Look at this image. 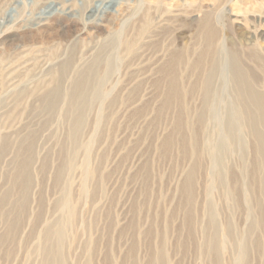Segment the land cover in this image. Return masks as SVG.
Returning <instances> with one entry per match:
<instances>
[{
	"label": "rangeland",
	"instance_id": "1",
	"mask_svg": "<svg viewBox=\"0 0 264 264\" xmlns=\"http://www.w3.org/2000/svg\"><path fill=\"white\" fill-rule=\"evenodd\" d=\"M163 1L171 6L169 11L158 9L151 12L148 26L164 23L163 31L170 36L171 45L168 49L147 48L141 58L133 59L134 64L129 65L125 62L127 54L116 49L114 55L109 56V64L95 65L101 79H97L90 91L94 99L86 110L87 118L82 123L85 125L80 127L81 133H78L77 146L74 147L69 136L72 120L66 103L59 98L54 109L46 112L41 108V98L52 89L57 76L61 82L60 93L69 90L77 76L90 66L82 62L90 61L103 45L124 39L121 37L126 35L131 23L139 22L143 16L145 0H0V264H46L51 258L48 253L52 246L58 247L65 264H240L242 244L246 245V252L241 264H264V190L260 183L264 171L255 164V141L248 122L245 123L248 119L241 114L239 117L243 116L244 124L239 117L232 118L233 124L231 122L227 127L220 125L217 119L220 113L227 114L228 105H233L237 99L239 102L237 100L235 106L242 108L241 96L237 95L239 90H235L239 89V84L234 87L236 78L228 71L229 55L227 59L225 55L230 51L241 52L242 62L247 65L245 68L256 79L259 77L254 82L255 90L264 94V62L261 63L264 61V0ZM232 3L238 6H232ZM233 7L241 11L246 9L242 18L231 16ZM250 7L254 9L252 12ZM204 13L210 16L209 23L215 33H219L214 39V49H220L214 56L219 62L214 85L218 86L215 88L220 103L218 112L212 110V115L203 123L205 126H198L193 132L197 145L204 144L197 146L199 163H195L200 169H196L193 195L191 202L187 203L183 201L185 198L180 187L194 164L195 156L189 158L182 149L179 151L177 144L168 151L160 147L168 135H173L172 130H175L176 139H179V133L182 135L187 130L183 126L181 132L177 131L174 125L178 111L161 110L160 106L168 89V78L174 74L179 86L188 88L184 91L195 85L200 89L198 80L207 71L204 53L208 50L203 52L205 46L196 26ZM169 16L173 18L167 19ZM73 43L78 45L77 64L65 65L67 69L61 72L64 65L57 63L69 53ZM229 47L237 48L230 50ZM26 48L30 50L25 51ZM50 48L60 57L55 54L51 57ZM38 49L43 50L42 57L36 58L35 63L32 58L37 57L38 53L34 51ZM173 52L181 56V68L166 65L168 60L172 61ZM116 55L117 62L113 59ZM125 55L124 62H121ZM158 56L161 60L157 59ZM196 58L202 60L201 66L197 62L195 67ZM191 64L194 67L191 68ZM173 68L178 70L173 72ZM199 68L205 72L199 74ZM165 75L168 76L165 78ZM196 77L198 83L194 80ZM258 87L262 88L259 90ZM196 88L189 101L191 108L199 105L200 90L196 91ZM232 96L238 98L235 100ZM187 115L182 117L183 121L192 122L194 116ZM234 124H238V129ZM225 127L227 131L237 129L234 130L236 133L231 131V136L236 134L231 140V148L233 144L237 148L234 146L228 153V173L217 171L219 166L211 159L216 150L214 146L209 148L208 144L219 142ZM21 162L27 163L26 171H21ZM259 162L264 163V159L260 157ZM67 163L70 165L64 168ZM86 171L91 178H85ZM83 181L87 183L85 192L81 190ZM65 185L74 210L71 222H66L65 211L55 207ZM209 189L212 191L208 192ZM211 208L217 210L219 232L216 230L215 235L219 238L215 237V241L224 250L222 254L218 253L215 245L218 251L215 256L221 258L218 260L213 259L215 256L209 253L207 244L212 231L215 233L211 225H207ZM17 213H20L19 217ZM60 226H63L60 229L64 233L61 237L57 235L62 239L58 243L55 231ZM45 233L50 237L47 238Z\"/></svg>",
	"mask_w": 264,
	"mask_h": 264
},
{
	"label": "bare ground",
	"instance_id": "2",
	"mask_svg": "<svg viewBox=\"0 0 264 264\" xmlns=\"http://www.w3.org/2000/svg\"><path fill=\"white\" fill-rule=\"evenodd\" d=\"M66 1H68V0H66ZM230 1V0H229ZM63 2V1H62ZM74 2V1H73ZM162 2V3H161ZM164 1L163 0H145V6H144V8H145V11H143L144 13L142 14L143 16H141V18L139 19V22H133V23H131L132 25H130V27L129 28H127V31H126V35H124L123 37H121V38H124V39H119L118 41H116L115 43L114 42H112L111 44L110 43H108V44H105V45H103L97 52H95V55L93 54L92 55V59L90 60V61H87V62H82L83 63V65H90L88 68H87V71L85 72V73H82V75H81V73L77 76V78L74 80V84H73V86L72 87H70V89L69 90H65V92H62V94L60 93L61 91L60 90H58V87H59V80H60V77L59 78H57L56 77V79H55V81H53L54 83V86L52 87V89L51 90H49L41 99H42V109H44V111L46 110V112H48V111H51V110H53L54 108V105L56 104V101L58 100L59 101V98H61V101H63V102H65L66 103V105H67V112H68V114L71 116L70 118H71V120H72V122L70 123V126H71V130H70V132H69V136H70V139H71V141L73 142V144H74V147H76L75 146V144H77V139H78V135L81 133L79 130H80V127L81 126H84V125H82V123H85L84 122V120H85V118H87L85 115V113H86V110H87V108H89L90 106V104H92V101H93V97H91V94H90V91H92V89L94 88V86H95V83H97V79H98V81H99V79H101V76H98L97 74H98V72H97V66H95V65H106V64H109L110 62V57H111V55H114V53H115V50L116 49H121V50H123L126 54H127V59H126V61L125 62H127V64L126 65H129V64H134V60L133 59H138V58H141L142 56H143V53H145L144 51H146V49L147 48H149V50H150V48H153V49H156V48H160V49H168V46H170L171 45V43L172 42H170V40L168 39V36L169 35H166L165 33H164V31H163V28H164V23H162V24H155V25H152V26H148L149 24H150V22H151V20H149V14H151V12L153 13V11L154 10H158V9H163V11H166V10H168L169 11V8L171 7V6H169L168 4H166V3H163ZM237 2V1H236ZM75 3V2H74ZM126 4V3H125ZM124 4V5H125ZM233 5L232 6H238V5H236V3H232ZM62 5V4H61ZM129 6V5H128ZM126 7H127V5H126ZM243 7V6H242ZM241 7V8H242ZM73 8V7H72ZM245 8V7H244ZM251 8V7H250ZM253 8H254V6H253ZM253 8H251V12H252V9ZM68 9V8H67ZM122 9H124V8H122ZM256 9V8H255ZM125 10V9H124ZM242 9H239L238 7L237 8H235V7H233L232 9H231V16H233L234 17V19H236V18H240L243 14H244V11H246V9H243V11H241ZM254 10V9H253ZM84 11H85V9H84ZM173 11V10H172ZM176 11V10H175ZM247 11H249V10H247ZM89 12V11H88ZM250 12V11H249ZM65 13V12H64ZM84 13V12H83ZM67 14V13H66ZM69 14V13H68ZM128 14V13H127ZM71 15V14H70ZM120 15H122V14H120ZM125 15V14H124ZM182 15V14H181ZM86 16H88V15H86ZM173 17H174V15H172ZM178 15H176V17H177ZM198 16V15H197ZM117 17H118V15H117ZM173 17H168L167 19H172ZM209 15L207 14V13H204L203 15H202V17L200 18V20H199V23H197L198 25L196 26L197 27V29H198V36L200 37V39L203 41V43H204V46H205V50H204V48H203V52L204 51H206V50H208V51H206L204 54L207 56V61L205 60V62H207V66H208V68H207V71L205 72V71H202V70H204L203 69V67H201V69L199 68V74L200 73H202V72H205L204 73V75L202 76V78L200 79V80H198V81H200V86H199V88L200 89H198V88H196V87H198V86H193V87H191V89L190 90H188V91H184L185 89L184 88H182L183 86H179V84H178V80H175V77H174V75H173V77H169L170 78V80H169V78H168V89H167V91L165 92V95H163L164 97H163V101H162V105L160 106L161 107V110L162 109H164L165 110V108L167 109V108H170V109H173V112H177L178 111V113H175L177 116H176V119H175V122H174V125L177 127V131L179 130L180 132H181V129H183L182 127L184 126L185 127V129H187L185 132L183 131V133H182V135H180V133L179 132H177V133H179V139H176L175 138V135H174V133H175V130H172L173 131V135L172 134H170V135H168L167 137H166V139L162 142V146H160V147H163V149L166 151H168V149H170L171 147H174V145L175 144H177V145H179V151L182 149L185 153H187L188 154V157L189 158H192L193 156H195V160H194V164L192 163L191 164V168L189 169V171L187 172V174H186V176H184L185 178V181L184 182H182V185H181V191L183 192V195H184V202H187V203H190L191 202V197H192V195H193V191H194V184H195V175H196V169H200V168H197V166H196V163L198 162L199 163V161L197 160V154H198V147L197 146H200L201 144H198L197 145V142L198 141H196V137L193 135L194 133L193 132H195V130L197 129V127L198 126H202V124L203 123H205L206 122V119H207V117L209 116L210 117V115H212L211 114V111L212 110H214L215 111V113L216 112H218V109H217V106L219 107V101H218V97L217 96H219L220 97V95H218L217 94V91L216 90H218V89H216L215 88V86L216 85H214V83H216L217 81V79L215 80L216 82H214V77L218 74V67L216 66L217 65V63H219L218 62V60L216 61L215 59V57L214 56H217L216 55V51H218V47L216 48V50L214 49V44H215V36L217 35V38H218V35H219V33L218 32H216L215 33V29L212 27V25H210V23H209ZM212 17V16H211ZM123 18H124V16H123ZM175 18V17H174ZM191 18V17H190ZM242 18V17H241ZM188 19V18H187ZM106 20V19H105ZM108 20V19H107ZM174 20V19H173ZM193 20V19H192ZM233 20V19H232ZM110 21V20H109ZM163 21H165V20H163ZM103 22V21H102ZM108 22V21H107ZM161 22V21H160ZM212 22V21H211ZM137 23V24H136ZM163 25V26H162ZM102 26V25H101ZM106 26V25H105ZM110 26V25H109ZM166 26V25H165ZM171 28V27H170ZM172 30V29H171ZM170 30V31H171ZM171 35H172V33H171ZM170 37V36H169ZM220 37V36H219ZM215 39V40H214ZM216 44H217V42H216ZM219 44V43H218ZM217 44V45H218ZM220 45V44H219ZM231 45V44H230ZM77 44L76 43H73L70 47H69V49H68V52L69 53H67L65 56H64V59H62V57H61V61H59V63H57V65H64L63 66V70H61V72H63L65 69H67V67L65 66V65H74L77 61H78V58H77ZM232 46V45H231ZM220 47V46H219ZM114 49V50H111V49ZM169 48H171V47H169ZM237 48V47H236ZM236 48H233L232 49V47H231V49L232 50H235ZM37 49V48H36ZM152 49V50H153ZM159 49V50H160ZM201 49H202V47H201ZM200 49V50H201ZM229 49H230V47H229ZM230 49V50H231ZM239 49V48H238ZM238 49H237V51H238ZM30 49H27L26 48V50L25 51H29ZM149 50H147V51H149ZM174 50V49H173ZM220 50V49H219ZM224 50V49H223ZM228 50V49H227ZM57 51V50H56ZM112 51V52H111ZM157 51V50H156ZM162 51V50H161ZM180 51V50H179ZM34 52H37L38 54L36 55L37 57H35V58H32V60L33 61H35V63H36V61H37V59L36 58H40V57H42V55H41V53L43 52V50H40V49H38L37 51H34ZM159 52V51H158ZM169 52V51H168ZM167 52V53H168ZM176 52V51H175ZM191 52V51H190ZM193 52H195V49H194V51ZM219 52V51H218ZM250 52V51H249ZM20 53V52H19ZM48 53H49V55L52 57L53 56V54H55V52H54V49H52V48H50V49H48ZM149 53V52H148ZM147 53V54H148ZM150 53H151V51H150ZM179 53V52H178ZM202 53V52H201ZM224 53L226 54V51H224ZM227 53H228V51H227ZM241 53V52H240ZM240 53L239 52H236V50L235 51H230L229 52V54H226L225 56H226V59H227V55H229V61H228V63H229V65H228V71H230V73L236 78V81L234 80L233 82H235V83H233V85H234V87L235 88H237L236 87V85L235 84H239V85H237V86H239V89H235V90H239V94H237V95H239V96H241V103H242V108H240L239 107V109L237 108V105L235 106V104H237V98H235L234 96H232V97H234L235 98V100H236V103H234L235 101H233L232 103H234L233 105H231L230 104V102H229V104L230 105H228L227 107H228V113L226 114H223V113H220V115H218L217 117V119H218V122L220 123V125H225L226 127L229 125V123H231L232 121V118L233 119H235V118H238L239 117V115H246L245 117H247V121H245V123L247 124V122H248V124L247 125H249V129H251V134H252V138L254 139V141H255V144H254V153H255V155H254V157L256 158V163L255 164H257V168H261V169H263V171H264V163H261V162H259V159H260V157H262L263 159H264V94H262V93H259V92H257L256 90H255V87H254V82H256V80L259 78L258 76V78L256 79L254 76H253V74L252 73H250L246 68H245V66L247 67V65L245 64V66H244V64H243V62H242V58H244V57H242L241 55H240ZM171 54V53H170ZM177 54V53H176ZM174 52H173V57H172V61H171V59L170 60H168L170 57H168V61H167V63L166 62H164V65H165V63H166V65L167 64H169V66L171 65V67H173V65H175V67H176V65H178L179 66V60H181V56L179 57V54L178 55H176ZM198 54H200V53H198ZM197 54V55H198ZM203 54V55H204ZM218 54V53H217ZM222 54H223V52H222ZM253 54H256L255 53V51H254V53ZM46 55V54H45ZM151 55V54H150ZM152 55H153V53H152ZM180 55H182V54H180ZM192 55H194V53L192 54ZM196 55V56H197ZM248 55V54H247ZM44 56V55H43ZM55 56L56 57H58L59 56V53L57 52L56 54H55ZM110 56V57H109ZM147 56V55H146ZM172 56V55H171ZM183 56V55H182ZM205 56V57H206ZM254 56V55H253ZM60 57V56H59ZM145 57V56H144ZM163 57V56H162ZM165 57V56H164ZM204 56H202L201 58H203ZM246 57V56H245ZM45 58V57H44ZM124 58H126V55H125V57L124 56H122L121 57V62H124ZM176 58V59H175ZM200 58V59H201ZM219 58H221V57H219ZM249 58V57H248ZM47 59H49L48 57H47ZM113 59H114V61L115 62H117L119 59H118V55H116L115 57L113 56ZM143 59V58H142ZM157 59H159V60H161V57H159L158 56V58ZM164 59V58H163ZM197 59V58H196ZM198 59H199V56H198ZM196 60V62L194 61V63H195V67H196V63L198 64V65H202L201 64V61L200 60ZM250 59H251V56H250ZM249 59V60H250ZM52 60H54V59H52ZM82 60V59H81ZM186 60H188L189 61V58L188 59H186ZM221 60V59H220ZM246 60H248V59H246ZM252 60V59H251ZM30 61V60H29ZM44 61V60H43ZM80 61V60H79ZM114 61H112V63L114 62ZM138 61V60H137ZM141 61V60H140ZM188 61H186V62H188ZM226 61V60H225ZM224 61V62H225ZM254 61H255V59H254ZM23 62H25V61H23ZM152 62H153V60H152ZM154 62H156V61H154ZM202 62V63H203ZM223 62V63H224ZM262 62H264V61H261V63ZM183 62L181 61V64H182ZM191 63H193L192 61H191ZM222 63V62H221ZM261 63H259V64H261ZM51 64V63H50ZM77 64V63H76ZM162 64V63H161ZM225 64H227V63H225ZM249 64V63H248ZM251 64V63H250ZM33 65V64H32ZM35 65V64H34ZM189 65V64H188ZM192 65V64H191ZM253 65V64H252ZM204 66V65H203ZM180 67V66H179ZM183 67V66H182ZM184 67H186L185 65H184ZM191 68L192 67H194L193 65L192 66H190ZM189 67V68H190ZM199 67V66H198ZM251 67V66H250ZM29 68V67H28ZM181 68V67H180ZM180 68H179V71H180ZM190 68V69H191ZM206 68V67H205ZM10 69V68H9ZM25 69V68H24ZM96 69V70H95ZM167 69V68H166ZM169 69V68H168ZM174 69L175 68H173V72H174ZM196 70H197V68H195ZM258 69H259V66H258ZM178 69H175V71H177ZM182 70V69H181ZM192 70V69H191ZM190 70V71H191ZM206 70V69H205ZM260 70H261V68H260ZM20 70H18V72H19ZM172 71V70H171ZM184 71V70H183ZM189 71V70H188ZM195 71V70H194ZM202 71V72H201ZM226 71V70H225ZM263 71V70H262ZM168 71L166 70V73H167ZM24 73V72H23ZM22 73V74H23ZM170 73V72H169ZM169 73H168V75H169ZM177 73V72H176ZM182 73V72H181ZM192 73V72H191ZM195 73V72H194ZM197 73V74H198ZM57 74V73H56ZM162 74V73H161ZM178 74H180V73H178ZM198 74V75H199ZM226 74V73H225ZM257 74V73H256ZM263 74V73H262ZM261 74V75H262ZM53 75V74H52ZM58 75V74H57ZM168 75H165V78H166V76H168ZM183 75H185L184 73H183ZM202 75V74H201ZM227 75V74H226ZM170 76H171V74H170ZM197 76V75H196ZM264 76V75H263ZM262 76V77H263ZM53 77V76H52ZM178 77V76H177ZM183 77V76H182ZM200 77V76H199ZM199 77H198V79H199ZM232 77V76H231ZM229 78V79H233V78ZM55 78V77H54ZM179 78H180V75H179ZM92 79V81H90ZM182 80V79H181ZM194 80H196L197 81V77L194 79ZM90 81V82H89ZM198 81H197V83H198ZM50 82V81H49ZM165 82V81H164ZM183 82V84H184V81H182ZM194 82V81H193ZM192 82V83H193ZM229 82H230V80H229ZM236 82H238V83H236ZM258 82V81H257ZM261 82V81H260ZM259 82V83H260ZM61 83V82H60ZM197 83H195V84H197ZM262 83V82H261ZM194 84V83H193ZM231 84V83H230ZM263 85H264V79H263V83H262ZM182 85V84H181ZM218 85V84H217ZM256 85V84H255ZM259 85V84H258ZM11 86V85H10ZM188 87V86H187ZM217 88H218V86H216ZM233 86H231V88H232ZM233 87V88H234ZM8 88V87H7ZM194 88H196L195 90L197 91V90H200V92H199V95H200V101H199V105H197L196 107H193V108H191L190 107V105H189V101H190V98H191V96H192V94L193 93H195L194 92ZM262 88V87H261ZM260 88V89H261ZM184 89V90H183ZM188 89V88H187ZM186 89V90H187ZM258 89H259V87H258ZM257 89V90H258ZM259 89V90H260ZM235 90H233V92H235ZM231 92H232V89H231ZM236 92H238V91H236ZM235 92V93H236ZM101 93V92H100ZM229 94H231V93H229ZM232 95H234V94H232ZM198 96V95H197ZM193 97H194V94H193ZM192 97V98H193ZM231 97V98H232ZM197 98V97H196ZM196 98H194V99H196ZM230 98V97H229ZM194 99H192L193 101H195ZM74 100H76V102L73 101ZM116 100V99H115ZM234 100V99H233ZM39 101V100H38ZM192 101V102H193ZM196 101H198V100H196ZM225 101V100H224ZM218 102V103H217ZM238 102H239V100H238ZM74 103H75V105H74ZM192 104H194V102L192 103ZM195 105H196V103H195ZM221 106H222V104H220ZM38 108H40V107H38ZM40 108V109H41ZM220 108H222V107H220ZM158 109V108H157ZM157 109H156V111H157ZM168 110V109H167ZM88 111V110H87ZM159 111V110H158ZM172 111V110H171ZM221 111V110H220ZM227 111V110H226ZM242 112V113H241ZM244 112V113H243ZM132 113H134V112H132ZM158 113V112H157ZM164 114V113H163ZM174 114V113H173ZM186 114H192L193 116H194V120H192V122L191 121H183V119L184 118H182V117H184V115H186ZM214 114V113H213ZM137 115V114H136ZM161 115V114H160ZM187 115V116H188ZM156 116V115H155ZM174 117V116H173ZM244 117V118H245ZM158 117L156 116V119H157ZM192 118V117H191ZM241 118L243 119V116H241ZM240 117H239V119L241 120V123H243L244 124V121L241 119ZM155 119V118H154ZM174 119V118H173ZM172 119V120H173ZM187 119V118H186ZM189 119V118H188ZM210 119V118H209ZM212 119V118H211ZM238 119V120H239ZM246 119V118H245ZM86 121V120H85ZM213 121H215V120H213ZM212 121V122H213ZM234 121V120H233ZM214 123V122H213ZM235 123V122H234ZM232 124H233V122H232ZM174 125L172 126V128L174 127ZM204 126H205V124H203ZM206 125H208V124H206ZM216 125V124H215ZM235 125V124H234ZM237 125V129H238V124H236ZM235 125V126H236ZM240 125H242V124H240ZM230 126V125H229ZM231 126H233V125H231ZM218 127V126H217ZM226 127L224 128V133H223V135H222V137L220 138V141L219 142H217V143H215V142H209L208 144H209V148L210 147H212V146H214L215 147V149L214 150H216V152H214V154H213V156H212V161L217 165V166H219L220 167V169H219V167H216L218 170L217 171H219V170H221V172L223 171H227V164H226V159H227V157H228V153H230V152H232V149H234L233 147L235 146V144H233L234 146L231 148V140L233 141V139L232 138H234V136H236V134H234V136L232 137L231 136V131L233 130H235L234 128L232 129V130H230L229 129V127L227 128V129H229L230 131H227L226 130ZM201 128H203V127H201ZM244 128V127H243ZM247 128V129H248ZM82 129V128H81ZM204 129H205V127H204ZM218 129V128H217ZM216 129V130H217ZM236 129V130H237ZM245 129H246V126H245ZM202 130L203 129H201V132H202ZM244 130V129H243ZM232 131V132H233ZM242 131V130H241ZM80 132V133H79ZM235 132V131H234ZM79 133V134H78ZM236 133V132H235ZM177 135V134H176ZM27 137H28V135H27ZM177 138H178V136H176ZM24 138V137H23ZM26 138V137H25ZM31 138H32V136H31ZM30 138V139H31ZM80 138V137H79ZM209 139H210V137H208ZM29 139V138H28ZM33 139V138H32ZM27 140V139H26ZM80 140V139H79ZM235 140V139H234ZM201 141V140H200ZM204 141V140H203ZM212 141V140H211ZM236 141V140H235ZM234 141V142H235ZM20 142H22V141H20ZM28 142V141H27ZM72 142H71V145H72ZM5 143V142H4ZM24 143H26V142H24ZM200 143V142H199ZM7 144V143H6ZM19 144V143H18ZM22 144V143H21ZM188 145V148L187 147H185V145ZM204 144V143H203ZM202 144V145H203ZM206 144V143H205ZM70 145V146H71ZM176 145V146H177ZM186 145V146H187ZM23 146V145H22ZM33 146V145H32ZM73 146V145H72ZM71 146V147H72ZM208 146V145H207ZM206 146V147H207ZM20 147V146H19ZM24 147V146H23ZM27 147V146H26ZM29 147V146H28ZM74 147H73V149H74ZM175 148V147H174ZM186 148H187V151H186ZM202 148H205V147H202ZM235 148H237L236 146H235ZM177 149V148H176ZM31 150V149H30ZM162 150V149H161ZM170 150H172V148L170 149ZM66 151V150H65ZM73 151H75V150H73ZM72 151V152H73ZM183 151H182V155L184 154L183 153ZM206 151V150H205ZM30 152V151H29ZM207 152V151H206ZM208 152H209V150H208ZM207 152V153H208ZM167 153H169V152H167ZM166 153V154H167ZM213 153V152H212ZM66 154H67V152H66ZM72 154V153H71ZM211 154V153H210ZM68 155V154H67ZM24 156V155H23ZM64 156V155H63ZM70 155H68V157H69ZM73 156V155H72ZM71 157V156H70ZM69 157V158H70ZM187 157V156H186ZM28 158V157H27ZM32 158V157H31ZM31 158H29V159H31ZM65 159H66V157H64ZM68 159V158H67ZM71 159V158H70ZM69 159V160H70ZM87 159V158H86ZM141 159V158H140ZM194 159V158H193ZM26 160V159H25ZM28 160V159H27ZM68 161V160H67ZM195 161H197L196 163H195ZM20 163V162H19ZM69 163H70V161H69ZM65 164V163H64ZM63 164V165H64ZM255 164H254V166H255ZM26 165H27V163L25 164V162H24V164L21 162V164H20V166H21V168H23V169H21V171L23 172L24 170L26 171L27 169H26ZM70 165V164H69ZM68 165V163L66 164V165H64L65 167L64 168H66L67 166H69ZM199 166V165H198ZM62 169V168H61ZM69 169V168H68ZM63 170V169H62ZM61 170V171H62ZM59 171V170H58ZM200 171V170H199ZM198 171V172H199ZM92 172V171H91ZM216 172V171H215ZM221 172L219 173H217V174H221ZM247 172V171H246ZM58 173V172H57ZM61 173V172H60ZM59 173V174H60ZM63 173H64V171H63ZM84 173V172H83ZM227 173H228V171H227ZM18 174V173H17ZM27 174V173H26ZM198 174V173H197ZM217 174H215L214 173V175H217ZM223 175H225L224 173H222ZM16 175V174H15ZM29 175V174H28ZM63 175V174H62ZM90 173H89V171H86L85 172V178H87L88 176L90 177ZM213 175V174H212ZM18 176V175H17ZM20 176V175H19ZM22 176V175H21ZM26 176V175H25ZM28 177V176H27ZM83 177H84V174H83ZM212 177V176H211ZM217 179H218V177H219V175H218V177L217 176H215ZM236 177V176H235ZM234 177V178H235ZM17 178V177H16ZM59 178V177H58ZM62 178V177H61ZM91 178V177H90ZM104 178V177H103ZM231 178H232V176H231ZM259 178H261V177H259ZM23 179V178H22ZM26 179V178H25ZM24 179V180H25ZM84 179V178H83ZM89 179V178H88ZM87 179V180H88ZM221 179L223 180L224 178H223V176H221ZM27 180V179H26ZM25 180V181H26ZM86 180V179H85ZM101 180V179H100ZM225 180V179H224ZM15 181H16V179H15ZM30 181V180H29ZM89 181V180H88ZM103 181H104V179H103ZM102 181V182H103ZM209 181V180H208ZM216 181H219V180H216ZM27 182H28V180H27ZM84 183H82V185H81V190L83 191L84 190V192H85V185H87V183H85V181H83ZM61 183V182H60ZM216 182H214V184H215ZM260 183H261V187H262V189L264 190V177L261 179V181H260ZM100 184V183H99ZM24 185V184H23ZM26 185V184H25ZM29 185V184H28ZM98 185V184H97ZM102 185H103V183H102ZM101 185V186H102ZM218 185V184H217ZM258 185V184H257ZM20 186H21V184H20ZM219 186H220V184H219ZM260 186V185H259ZM27 187V186H26ZM87 187V186H86ZM207 187V186H206ZM258 187V186H257ZM100 188V187H99ZM179 188V189H180ZM221 188V187H220ZM28 189V188H27ZM64 192H63V195H62V197L59 199V201L55 204L56 206L55 207H57V206H59V208L60 209H62L63 211H65L66 212V214H67V219H66V222H71L70 221V219H71V217L72 216H74L73 215V212H74V210L72 211V207H71V205H70V199H69V189H68V186L66 187V185L64 186ZM102 187L100 188V192H102ZM222 189V188H221ZM224 189V188H223ZM261 189V188H260ZM263 190H262V193H263ZM208 192H211L212 191V189H209V190H207ZM261 191V190H260ZM83 192V193H84ZM226 192V191H225ZM82 193V194H83ZM8 194V193H7ZM9 195V194H8ZM211 195V194H210ZM264 195V194H263ZM24 196V195H23ZM22 195H21V197H23ZM209 197V196H208ZM1 200V199H0ZM4 200V199H3ZM182 200V199H181ZM180 200V202H182ZM5 201V200H4ZM1 202V201H0ZM3 202V201H2ZM7 202V201H6ZM183 203V202H182ZM193 203V202H192ZM211 203V202H210ZM260 204L261 203H263V202H259ZM3 204V203H2ZM184 204V203H183ZM182 204V205H183ZM186 204V203H185ZM6 205H7V203H6ZM12 205H14V204H12ZM181 205V206H182ZM189 205V204H188ZM188 205H187V207H188ZM264 204H262V206H263ZM186 206V205H185ZM16 207V206H15ZM84 207V206H83ZM180 207V206H179ZM192 207V206H191ZM261 207V206H260ZM264 207V206H263ZM11 208H13V206L11 207ZM188 208H190V206L188 207ZM16 209V208H15ZM14 209V210H15ZM191 209V208H190ZM195 209V208H194ZM193 209V210H194ZM212 209V211H211V216H210V218L208 219V220H210V222L209 223H207V225H211V228L212 229H214L215 230V233H213V231H212V236L208 239V242H207V244H209V253H212L211 255H214L215 256V254H216V251L218 252V253H221L222 251H224V250H221L220 249V247L221 246H217L218 244H219V242L216 244V238L218 237V236H216L217 234H216V230H217V210L216 209H213V208H211ZM259 209H261V208H259ZM17 210V209H16ZM185 210V209H184ZM189 210V209H188ZM4 212V211H3ZM9 212V211H8ZM11 212H12V210H11ZM10 212V213H11ZM194 212V211H193ZM7 213V212H6ZM5 213V214H6ZM189 213V212H188ZM4 214V213H3ZM18 214V213H17ZM17 214H15V215H17ZM20 214V213H19ZM19 214L17 215L18 217H19ZM195 214V213H194ZM193 214V215H194ZM186 215H187V213H186ZM192 215V214H191ZM188 216V215H187ZM190 216V215H189ZM188 216V217H189ZM193 217V216H192ZM185 218V217H184ZM191 218V217H190ZM17 220H18V218H16ZM15 219V220H16ZM187 219V218H186ZM192 219V218H191ZM195 219V218H194ZM14 220V219H13ZM17 220H16V223H17ZM193 220V219H192ZM185 221V220H184ZM183 221V222H184ZM191 221V220H190ZM193 221H195V220H193ZM192 221V222H193ZM6 222V221H5ZM9 222V221H8ZM13 222V221H12ZM11 222V223H12ZM189 222V221H188ZM14 223V225H15V222H13ZM185 223H187L186 221H185ZM7 224H9V223H7ZM184 224V223H183ZM10 225V224H9ZM9 225H8V227H9ZM196 225V224H195ZM221 225V224H220ZM13 226V225H12ZM187 226V225H186ZM10 227H11V225H10ZM185 227V226H184ZM209 227V226H208ZM222 227V226H221ZM12 228V227H11ZM10 228V229H11ZM13 228H15V227H13ZM52 228V227H51ZM60 228H63V226H60L59 228H58V230L57 231H55V233H56V236L58 235V236H63V233H64V231L62 230V229H60ZM191 228H194V226H192ZM227 228H229V226H227ZM226 228V229H227ZM233 228V227H232ZM48 229L50 230V227H48ZM12 230V229H11ZM190 230V229H189ZM193 230V229H192ZM223 230V229H222ZM187 231V230H186ZM227 232H228V230H226ZM230 231V230H229ZM234 231V230H233ZM52 232V231H51ZM219 231L217 230V233H218ZM223 232V231H222ZM194 233V232H193ZM187 234V233H186ZM216 234V235H215ZM45 235H46V233H45ZM47 235H48V233H47ZM46 235V236H47ZM188 235V234H187ZM191 235V234H190ZM211 235V234H210ZM229 235H230V233H229ZM228 235V236H229ZM57 236V238H58V243L59 242H61L60 240H62V239H60V237H58ZM231 236H234V235H232L231 234ZM12 237V236H11ZM10 237V238H11ZM45 237V236H44ZM48 237H50L49 235L47 236V238ZM216 237V238H215ZM222 237V236H221ZM13 238V237H12ZM46 238V237H45ZM189 239H190V237H188ZM219 238V237H218ZM217 238V239H218ZM230 238H232V237H230ZM223 239V238H222ZM191 240V239H190ZM220 240H221V238H220ZM234 240V239H233ZM206 241V240H205ZM240 241H241V239H240ZM214 242H215V244H214ZM234 242H235V240H234ZM45 243H46V240H45ZM244 243V242H243ZM163 244V243H162ZM235 244V243H234ZM46 245V244H45ZM56 245H57V243H56ZM215 245H216V247H218V248H216L215 249ZM59 246H61L60 244H59ZM163 246V245H162ZM237 246H239V245H237ZM241 247H240V255H242L241 257H240V264H241V261H243L242 259V257H243V254H245V252H246V245L245 244H242V245H240ZM259 246V245H258ZM48 247V246H47ZM51 247V246H50ZM53 248L50 250V253H48L49 255H51V256H49V257H51V258H48V260L45 262L46 264H65V259L64 258H62L60 255H59V250H58V247L56 248V246L54 247V246H52ZM207 247V246H206ZM226 247V246H225ZM60 248V247H59ZM208 248V247H207ZM238 248V247H237ZM46 249V248H45ZM49 250V249H48ZM61 250V249H60ZM207 250V249H206ZM221 250V251H220ZM47 251V250H46ZM226 251V250H225ZM49 252V251H48ZM207 252V251H206ZM47 253V252H46ZM60 253H62V252H60ZM217 253V254H218ZM64 254V253H63ZM163 254H164V252H163ZM217 254H216V256H217ZM222 254V253H221ZM47 255V254H46ZM210 255V256H211ZM65 256V255H64ZM160 256V255H159ZM213 257V259L214 258H217V257ZM222 256V255H221ZM160 257H162V255L160 256ZM158 258V257H157ZM163 258H165V256L163 257ZM220 258V256L217 258V260ZM237 258H238V255H237ZM221 259V258H220ZM152 260V259H151ZM161 260V259H160ZM215 260V259H214ZM213 260V261H214ZM67 261V260H66ZM153 261H151V263H152ZM164 262H165V260H164ZM155 263V262H154ZM158 263V262H157ZM67 264V263H66ZM217 264H219V262H217ZM236 264V263H235ZM242 264H243V262H242Z\"/></svg>",
	"mask_w": 264,
	"mask_h": 264
}]
</instances>
